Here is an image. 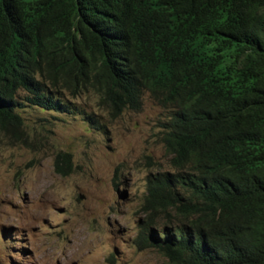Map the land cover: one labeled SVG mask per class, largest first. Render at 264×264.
Returning a JSON list of instances; mask_svg holds the SVG:
<instances>
[{"label": "trees", "instance_id": "obj_1", "mask_svg": "<svg viewBox=\"0 0 264 264\" xmlns=\"http://www.w3.org/2000/svg\"><path fill=\"white\" fill-rule=\"evenodd\" d=\"M116 119L168 109L170 171L149 174L134 239L170 264H264V0H0V133L20 110ZM56 173L73 171L59 151Z\"/></svg>", "mask_w": 264, "mask_h": 264}, {"label": "rangeland", "instance_id": "obj_2", "mask_svg": "<svg viewBox=\"0 0 264 264\" xmlns=\"http://www.w3.org/2000/svg\"><path fill=\"white\" fill-rule=\"evenodd\" d=\"M72 101L102 128L25 108L27 143L0 133V264H170L134 245L146 178L171 170L161 140L168 109L146 93L138 111L110 119L93 93ZM59 151L72 157L67 176L54 169Z\"/></svg>", "mask_w": 264, "mask_h": 264}]
</instances>
